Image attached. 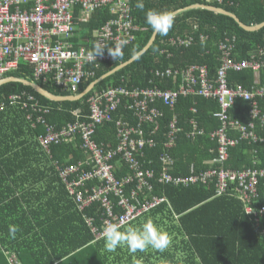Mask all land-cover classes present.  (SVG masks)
<instances>
[{"label": "trees", "instance_id": "16d2710c", "mask_svg": "<svg viewBox=\"0 0 264 264\" xmlns=\"http://www.w3.org/2000/svg\"><path fill=\"white\" fill-rule=\"evenodd\" d=\"M143 3L144 9L140 10L136 7L137 0H130L137 30L132 43L124 47L123 56L98 67L95 64L87 65L85 70L95 75L83 80L76 93L64 91L52 81L44 82L42 77L35 76L32 66L25 62H21L19 69L8 72L4 78L28 79L54 95L77 96L92 82L129 61L146 47L154 34L146 23L148 10H170L175 13L194 5H207L235 14L248 26L264 23V0H222V3L217 0H143ZM74 15V35L63 38L62 42L70 44L76 51H92L94 34L101 31L114 16L110 8H102L82 19L80 7L75 8ZM175 16L174 26L167 35L158 33L154 44L144 55L98 83L78 101L52 102L19 83L0 87V264H264V237L261 235L264 217L255 221L247 215L240 198L217 196L216 182L187 188L162 185L157 180L161 171L159 157L175 117L178 131L177 145L172 151L177 161L174 174L190 176L219 168L215 163L219 145L212 135L222 128L223 122L215 116L220 111L215 98L194 92L180 96L173 110L162 101L153 104L162 117L159 118L160 129L155 135L158 147L156 150H144L147 159L152 162V166L147 168L155 173L151 180L153 190H144L148 195L166 198L168 203L160 204L122 230L139 226L151 218L169 234L172 244L163 252L148 248L136 253H130L127 247L107 252L103 237L96 240L93 233V228L102 231L103 220L107 217L102 203L97 201L83 210L79 209L75 198L59 177L58 168L73 166L86 159L85 152L80 148L81 139L77 137L72 142L54 144L48 154L40 143V138L47 133L46 125L37 121L39 113L34 112L33 104L29 102V108L24 109L22 104L16 105L10 100L14 95H20L27 101L32 98L41 107L50 110L48 114L41 115L46 124L61 129L78 120L73 114L76 110H80L83 116L79 120L88 122L89 99L111 86L177 89V80L165 74L171 66L178 70L192 65L207 67L209 79L214 83L218 78L217 69L221 66V45L232 47L231 58L236 63L251 60L252 54L261 56L264 61V27L248 32L230 17L200 8ZM202 36L206 38L203 46ZM190 38L194 39L191 46L179 44ZM157 71L161 75H157ZM226 80L233 90L238 87L250 93L264 90L263 70L256 73L252 69H231L227 71ZM200 86L198 84L194 90H199ZM257 100L258 109L264 116V99ZM251 108V101L239 98L227 112L229 121H237L258 138L252 142L244 139L240 131L227 130L226 134L235 142V146L228 147L226 167L230 170H264L263 116L253 119ZM118 118L115 115L114 121ZM193 119L199 125L195 139L189 138ZM130 122L134 123L132 120ZM94 140L99 144L116 145L115 122L98 127ZM128 172L130 170L121 165L116 173L117 178L121 179ZM98 184L92 182L90 187ZM256 188L258 197L253 202L261 210L264 209V176L258 178ZM134 189L135 186H127L125 196L130 199ZM110 200L114 212L122 213L119 198L111 195ZM87 220L92 221V227ZM12 225L18 228L15 238L9 233Z\"/></svg>", "mask_w": 264, "mask_h": 264}, {"label": "built area", "instance_id": "2783aa9c", "mask_svg": "<svg viewBox=\"0 0 264 264\" xmlns=\"http://www.w3.org/2000/svg\"><path fill=\"white\" fill-rule=\"evenodd\" d=\"M217 2L222 3V0ZM76 7H80L82 13L86 15L98 9L110 8L114 16L101 31L94 34V44L114 47L117 40L126 39L129 45L135 39L134 32L137 28L134 24L130 0H0V80L8 72L19 69L21 62H25L32 66L35 76L42 77L44 82L53 81L64 91L76 93L83 80L95 75L94 72L85 70L87 65L95 64L98 67L104 62L117 61L119 58L110 56L107 47L102 55H98L96 60H93L89 58V52L84 49L76 51L70 44L62 42L63 38L74 35ZM192 43L194 39L190 38L179 44L188 47ZM231 48L220 46L221 66L217 69L218 78L214 83L209 79L207 67L192 65L185 70H178L171 66L165 74L177 80V89L111 86L89 99L88 122H81L79 120L83 117L81 111L76 110L73 114L78 120L61 129L46 124L41 115L48 114L50 110L41 107L32 98L27 101L20 95H14L10 100L16 105L22 104L24 109L29 108L27 107L29 102L33 104L34 112L39 113L37 121L46 125L47 133L40 138V143L48 154L54 144L72 142L77 137L81 139L80 148L85 152L86 159L73 166L58 168L59 177L69 194L75 198L79 209L83 210L94 202H101L107 216L103 223L106 220L120 223L124 228L159 207L160 204L168 203L166 198L148 195L144 190L147 189L149 192L153 190L151 180L155 176L154 171L147 168L152 166V162L147 159L144 150L146 148L156 150L158 147L159 143L155 135L160 129L159 118L162 117V113L158 108L153 107V104L162 101L173 110L182 95L187 96L196 92L204 97H213L220 106V111L215 116L223 122L222 128L212 135L219 145L218 158L215 161L219 168L190 176L174 174L177 161L172 151L177 145L178 131L177 117H175L159 157L161 171L157 177L158 183L188 188L216 182L217 196L240 198L245 204L246 214L259 221L264 217V209H257L253 200L258 197L256 187L258 178L264 176V170L258 172L251 169L243 171L228 169L226 167L229 158L228 147L235 146V142L230 140L226 132L229 129L237 130L244 139L252 142L258 140L247 127L237 121H229L227 112L236 99L242 98L251 101L252 118H260L263 115L258 109L257 98L264 99V90L260 89L254 93L245 91L242 87L233 90L227 84L226 74L231 69L236 71L252 69L259 73L261 70L264 71V61L261 60V56L252 54L251 60L236 63L231 58ZM156 74L161 75L160 71ZM198 84L201 86L195 91L194 87ZM115 115L119 118L114 121ZM130 120L134 123L132 124ZM261 120L264 125V116ZM111 122H115L117 126L118 143L116 145L97 143L94 140L97 128ZM145 126L149 128L145 129ZM191 126L192 132L189 138L195 139L198 135V121L193 119ZM123 164L130 172L119 179L116 173ZM92 182L99 184L90 187ZM130 185L135 186V189L131 191L129 199L125 196V188ZM111 195L119 198L118 205L122 208V213L114 212ZM87 223L93 226L91 220H87ZM93 233L96 240L102 238V231L93 228ZM261 235L264 237V230L261 231Z\"/></svg>", "mask_w": 264, "mask_h": 264}, {"label": "clouds", "instance_id": "9594fccd", "mask_svg": "<svg viewBox=\"0 0 264 264\" xmlns=\"http://www.w3.org/2000/svg\"><path fill=\"white\" fill-rule=\"evenodd\" d=\"M136 7L143 10V0H137ZM145 17L146 23L151 29L161 35H167L173 28L176 20L174 12L170 10H148ZM205 42L206 38L201 37L202 46ZM127 43L128 41L126 39L117 40L114 47L96 43L94 44L93 50L89 51L88 56L90 59L96 60L97 56L102 55L103 50L107 47L110 56L120 59L123 56L122 49ZM17 231V226H10L9 233L12 238H15ZM102 237L104 239V248L107 252H115L118 247H127L130 253H136L137 251L143 252L148 248L163 252L171 244L169 234L161 230L151 218H147L139 226H129L123 230L120 223L106 220L102 225Z\"/></svg>", "mask_w": 264, "mask_h": 264}, {"label": "water", "instance_id": "95a60500", "mask_svg": "<svg viewBox=\"0 0 264 264\" xmlns=\"http://www.w3.org/2000/svg\"><path fill=\"white\" fill-rule=\"evenodd\" d=\"M197 8L205 9L208 11L215 12L217 14H221V15L230 17L240 26V28H242L243 30L248 31V32L259 31L260 29H262L264 27V23L259 24V25H255V26H248V25L244 24L243 22H241L240 19L235 14L230 13V12H228L222 8H216V7L207 6V5H194V6L186 8V9L178 10L174 14L177 15L183 11L190 10V9H197ZM157 35H158V33L154 32L151 40L149 41V43L146 45V47L140 53H138L135 57H133L129 61L119 65L118 67H116L112 71L106 73L105 75H103L102 77L97 79L96 81L92 82L81 94H79L77 96L54 95L33 81H30L28 79H20V78H16V77H5V78L1 79L0 80V87L2 85L8 84V83H19V84H22L26 87L32 88L39 95L45 97L46 99H48L52 102H59V103L60 102H75V101L82 99L84 96H86L88 93H90L98 83L102 82L103 80L107 79L111 75L115 74L116 72L120 71L121 69L132 64L140 56L144 55L150 49V47L154 44V42L157 38Z\"/></svg>", "mask_w": 264, "mask_h": 264}, {"label": "crops", "instance_id": "0c3cea01", "mask_svg": "<svg viewBox=\"0 0 264 264\" xmlns=\"http://www.w3.org/2000/svg\"><path fill=\"white\" fill-rule=\"evenodd\" d=\"M86 18V14L82 13V19ZM53 82V81H52ZM69 92V91H68Z\"/></svg>", "mask_w": 264, "mask_h": 264}, {"label": "rangeland", "instance_id": "374dc122", "mask_svg": "<svg viewBox=\"0 0 264 264\" xmlns=\"http://www.w3.org/2000/svg\"><path fill=\"white\" fill-rule=\"evenodd\" d=\"M172 244V243H171Z\"/></svg>", "mask_w": 264, "mask_h": 264}]
</instances>
